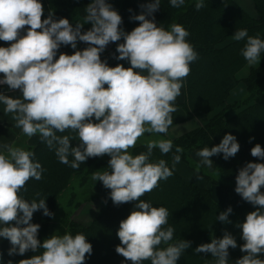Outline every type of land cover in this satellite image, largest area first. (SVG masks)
I'll use <instances>...</instances> for the list:
<instances>
[{
    "label": "clouds",
    "instance_id": "clouds-1",
    "mask_svg": "<svg viewBox=\"0 0 264 264\" xmlns=\"http://www.w3.org/2000/svg\"><path fill=\"white\" fill-rule=\"evenodd\" d=\"M185 0H170L173 8H180ZM204 6L197 0V10ZM146 12L136 15L139 26L124 32L122 17L107 0H91L86 6L83 22L75 27L67 18L53 19L44 15L41 0H0V41L8 47H0V85L19 90L18 98L0 93V103L5 114H13L15 127L31 138L39 134L41 142L50 149L62 164L78 169L88 158L108 155L110 171H96L94 181H101L110 189V198L116 205L137 202L135 209L122 220L117 231L120 245L116 253L131 264H177L182 253L191 247V241L173 240L174 228L168 223L169 212L165 207H154L141 197L159 186L161 180L173 175L164 159L150 162L153 149L168 154L173 148L171 140H149L147 152L133 156L134 148L145 133L167 134L173 124L174 103L181 94L183 81L190 74V65L198 58L194 47L187 41L189 32L173 23L170 30L157 26L154 17L160 0L146 6ZM91 23L90 30L81 29ZM27 26V27H26ZM26 29V31H25ZM22 32L24 34H22ZM123 38L117 45V57L127 59L131 67L122 64L108 66L100 54L110 42ZM236 41L246 39L241 55L249 65L261 61L264 39L249 36L247 29L235 31ZM77 41L88 47L73 54L57 52L61 45L77 48ZM105 85L107 87H105ZM95 118L93 122L92 118ZM77 134L78 146L73 147L68 135ZM0 237L10 241L9 255H24L27 251L41 254L22 259L19 264H84L91 255L92 245L83 234L52 235L41 242L38 239L39 224L31 223L33 214L43 210L45 216H53L45 199L28 201L21 190L26 191L29 180L42 178V165L33 160L34 152L9 144L0 146ZM240 149L236 137L226 134L219 145L205 147L196 155L201 165L212 167L210 157L223 154L225 160L235 157ZM176 153L183 148L176 147ZM74 157L69 161L68 157ZM253 157L264 159V148L256 144L251 149ZM181 160L173 156V166ZM199 180L203 176L197 174ZM264 163L249 162L238 171L235 192L246 202L258 206L246 215L238 227L242 229L244 243L241 252L246 253L235 264H264L258 258L264 253ZM38 195V194H37ZM232 212L229 207L217 219L228 222ZM20 225H24L20 227ZM237 247L236 239L225 233L194 249L196 253H210L214 264H228L229 248ZM9 264H12L9 261Z\"/></svg>",
    "mask_w": 264,
    "mask_h": 264
},
{
    "label": "trees",
    "instance_id": "trees-1",
    "mask_svg": "<svg viewBox=\"0 0 264 264\" xmlns=\"http://www.w3.org/2000/svg\"><path fill=\"white\" fill-rule=\"evenodd\" d=\"M251 1L256 8L257 19L249 16L236 0H203L204 6L199 10L195 8L197 0H185V4L180 8L171 7L170 0H160L159 9L148 17H154L157 26L161 25L166 30H170L173 23L182 25L189 32L187 41L198 54V58L190 65V74L183 81L184 102L179 104L177 97L174 107L178 109L182 106L190 118L213 115L205 127L173 142V148L168 154H162L155 148L150 157V162L164 159L173 170V175L167 180H161L159 188L146 193L141 199L154 207L167 208L168 223L164 227L174 228L173 240L170 243L182 239L192 242L191 247L182 253L177 264H214L215 258L210 253H196L194 249L201 244L210 243L213 238H222L226 232L237 241V247L228 250V264H235L246 255L240 250L244 241L242 229L238 225L244 222L249 212L257 210L258 206L246 202L235 192L236 176L249 162L264 163V159L251 155V149L256 144L264 148V64L252 69L248 78L243 81L248 96L230 105L227 101L241 83L239 74L249 65L241 55L247 38L236 41L232 35L237 30L247 29L249 36L264 39V0ZM90 2L91 0H41L44 7L42 18H47L49 12H52L53 18L55 15H62L71 23L83 22L86 6ZM107 2L121 15L123 22L120 28L127 33L139 26L140 22L134 17L145 13V6L153 0ZM84 27L90 30L92 25L87 23ZM119 43H123V38L116 42L112 51L115 60L108 66L122 64L125 68L131 67L127 59L117 58L119 53L116 49ZM4 45L0 43V47ZM174 115L175 112L172 113L173 119ZM92 121L97 122L94 117ZM226 134L235 136L240 145L236 156L225 160L222 153L214 155L218 161L216 170L200 167L197 173L198 163L193 155L205 147L219 145ZM57 135L73 138V147L79 144L77 134L71 130L58 132ZM176 147L183 148V152L176 153ZM28 151L35 153L33 160L42 165L43 173L39 181L29 180L26 191L21 190L20 195L29 202L45 199L49 211L54 214L51 217L45 216L42 209L33 214L31 223L40 225L38 239L43 242L52 235L83 234L92 245V253L86 255L84 264H131L117 254L115 249L120 245L117 236L120 222L126 219L131 211L136 210L137 202L114 204L110 198L111 190L105 188L101 181L92 179L96 171H110L108 162L111 157L104 155L88 158L78 169H73L68 164L60 163L55 149L48 148L40 138L34 145L29 146ZM129 151L135 156L146 153L147 147L136 145ZM177 154L181 156L180 161L190 172L203 176L205 187L190 182L175 170L173 156ZM68 159L72 161L74 157L69 155ZM74 185L81 189L87 188V198L76 204L74 196L67 203L64 198ZM261 192H264V187ZM218 196L227 199L225 206L220 205L223 200H219ZM91 203L102 205V210L95 220L89 226L77 222L74 214L82 205ZM65 206L69 212L62 217ZM229 207L232 212L228 215V222L219 221L217 217ZM7 226L15 225L13 222ZM11 247L9 240L3 237L0 239V264H9V261L19 264L20 260L29 259L42 252V249H38L36 252L29 250L24 255H9ZM258 258L264 260V253L259 254ZM144 264H150V261H145Z\"/></svg>",
    "mask_w": 264,
    "mask_h": 264
},
{
    "label": "crops",
    "instance_id": "crops-1",
    "mask_svg": "<svg viewBox=\"0 0 264 264\" xmlns=\"http://www.w3.org/2000/svg\"><path fill=\"white\" fill-rule=\"evenodd\" d=\"M237 4L247 12L249 16H251L253 19H257V12L255 5L251 0H236ZM60 18H65L62 15H55L53 19L58 20ZM71 23V22H70ZM76 23H72L73 27H75ZM82 33L88 31L84 26L81 29ZM0 43L5 44L4 47H8L9 44L5 43L3 41H0ZM86 43L77 41V48L73 49L70 45H61L57 52V57H59L60 53H67L69 55L73 54L77 50H83L86 48ZM263 53V52H262ZM261 53V54H262ZM101 60L106 61L108 65H111L114 60V54L113 53H101ZM264 64V60H261L260 63H257L255 65H248L238 76L240 80L239 86L232 92L229 100L227 101V104H234L236 102L244 100L248 96L247 88L244 85L243 81L248 78V76L251 73V70L257 69L261 67ZM2 74L0 79H2ZM0 93L12 96L14 98L20 97L21 93L19 90H11L7 85H0ZM184 91L181 89V94L178 97V103L182 104L184 102ZM4 105L0 103V146L4 144L12 145L13 147H20L24 148L25 150H28L29 146H32L38 141L40 138L39 134L29 138L26 135L22 133V130L20 128L15 127V121L12 119L13 114H5L4 113ZM213 115L205 116L202 118H190L187 114L186 110L181 106L178 107L177 111L175 112L173 124L170 126L167 134H165V138L167 140H171L172 142H175L176 140L195 132L199 129H202L205 127ZM0 151H4L2 148H0ZM198 152V151H197ZM196 152V153H197ZM196 153L193 155L194 159L198 164H200V157L196 155ZM210 159L213 162V165L211 168L207 166L201 165V167L209 169L211 171H215L218 165L217 159L212 156ZM174 168L177 172H179L182 176L187 178L190 182L200 186L205 187V183L202 180H199L197 178V175L190 172L188 167L182 163L181 161L174 165ZM218 199H224L222 196H218ZM218 200V201H219ZM102 210V205L100 203H91V204H85L82 208L79 209L76 215H74V218L77 222L89 226L92 224V222L95 220L99 212Z\"/></svg>",
    "mask_w": 264,
    "mask_h": 264
},
{
    "label": "rangeland",
    "instance_id": "rangeland-1",
    "mask_svg": "<svg viewBox=\"0 0 264 264\" xmlns=\"http://www.w3.org/2000/svg\"><path fill=\"white\" fill-rule=\"evenodd\" d=\"M261 60H264V52L261 54ZM159 139H166L167 140V138H165L164 136H161V135L145 133L141 138H139V140H138L136 145L137 146L138 145H146L149 140H159ZM159 187H160V185L157 188H159ZM86 189L87 188L81 189V188H79L78 185H74L72 187V190L69 193H67L66 198H64L65 201L68 203L74 196H76L75 199H74L76 204L81 202V201H83L85 199V197H86L85 193L86 194L88 193V190H86ZM220 200H223V202H222L223 204H220V205L221 206H225L227 199H220ZM83 206L84 205H82V207ZM65 207H66V209L64 211L62 210V217H63V214H66V213L69 212V209H67V206H65ZM77 212L74 215H76ZM3 226H7V225H0V227H3ZM58 229H59V226H58ZM0 239H2V237H0Z\"/></svg>",
    "mask_w": 264,
    "mask_h": 264
},
{
    "label": "water",
    "instance_id": "water-1",
    "mask_svg": "<svg viewBox=\"0 0 264 264\" xmlns=\"http://www.w3.org/2000/svg\"><path fill=\"white\" fill-rule=\"evenodd\" d=\"M115 44H116V42H110V43L106 46V48H105V50H104L103 52H106V53H110V52H112L113 49H114V47H115Z\"/></svg>",
    "mask_w": 264,
    "mask_h": 264
},
{
    "label": "built area",
    "instance_id": "built-area-1",
    "mask_svg": "<svg viewBox=\"0 0 264 264\" xmlns=\"http://www.w3.org/2000/svg\"><path fill=\"white\" fill-rule=\"evenodd\" d=\"M0 76H1V74H0Z\"/></svg>",
    "mask_w": 264,
    "mask_h": 264
}]
</instances>
